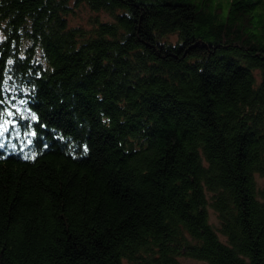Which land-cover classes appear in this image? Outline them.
<instances>
[{"label": "trees", "instance_id": "1", "mask_svg": "<svg viewBox=\"0 0 264 264\" xmlns=\"http://www.w3.org/2000/svg\"><path fill=\"white\" fill-rule=\"evenodd\" d=\"M81 4L113 19L70 26ZM17 99L0 264H264V0H0Z\"/></svg>", "mask_w": 264, "mask_h": 264}, {"label": "rangeland", "instance_id": "2", "mask_svg": "<svg viewBox=\"0 0 264 264\" xmlns=\"http://www.w3.org/2000/svg\"><path fill=\"white\" fill-rule=\"evenodd\" d=\"M74 11L70 13L68 19L70 26H84L86 28H91L94 26L95 21L99 20H112L113 16L107 11H94L86 4H81L78 6L74 5ZM172 40H176L177 36L172 35L170 37ZM15 101V100H14ZM12 106L4 108L0 111V147L6 148L7 150H20L24 155L34 156L31 147H27L30 139L33 140V136L29 137L30 129L36 120L35 114L32 115L29 106L27 107L26 102L22 99H17L15 102H10ZM16 111H21L25 115L24 119L27 120V124L21 123L19 117H15ZM32 119L29 118V115ZM14 148V149H12ZM258 186L264 188V176L256 175ZM210 221L214 227H218L219 219L213 208H210ZM220 237L225 240V237L221 234ZM182 261L187 264H205L203 261L183 257ZM124 264H135L128 260H124Z\"/></svg>", "mask_w": 264, "mask_h": 264}]
</instances>
